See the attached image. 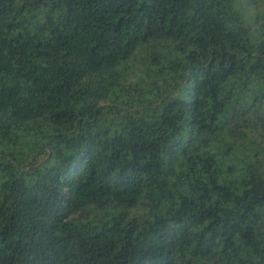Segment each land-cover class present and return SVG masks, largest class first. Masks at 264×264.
Segmentation results:
<instances>
[{
  "label": "trees",
  "instance_id": "16d2710c",
  "mask_svg": "<svg viewBox=\"0 0 264 264\" xmlns=\"http://www.w3.org/2000/svg\"><path fill=\"white\" fill-rule=\"evenodd\" d=\"M0 264H264V0H0Z\"/></svg>",
  "mask_w": 264,
  "mask_h": 264
}]
</instances>
